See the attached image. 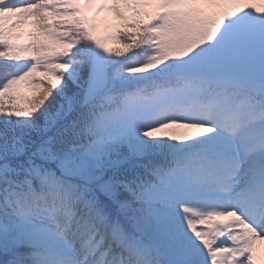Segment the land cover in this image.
<instances>
[{"label":"snow or ice","instance_id":"1","mask_svg":"<svg viewBox=\"0 0 264 264\" xmlns=\"http://www.w3.org/2000/svg\"><path fill=\"white\" fill-rule=\"evenodd\" d=\"M0 264H264V0H0Z\"/></svg>","mask_w":264,"mask_h":264},{"label":"rangeland","instance_id":"2","mask_svg":"<svg viewBox=\"0 0 264 264\" xmlns=\"http://www.w3.org/2000/svg\"><path fill=\"white\" fill-rule=\"evenodd\" d=\"M103 15V14H102Z\"/></svg>","mask_w":264,"mask_h":264}]
</instances>
